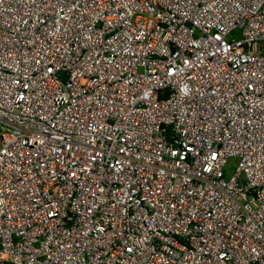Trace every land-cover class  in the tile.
<instances>
[{
  "label": "built area",
  "instance_id": "1",
  "mask_svg": "<svg viewBox=\"0 0 264 264\" xmlns=\"http://www.w3.org/2000/svg\"><path fill=\"white\" fill-rule=\"evenodd\" d=\"M0 264H264V0H0Z\"/></svg>",
  "mask_w": 264,
  "mask_h": 264
},
{
  "label": "rangeland",
  "instance_id": "2",
  "mask_svg": "<svg viewBox=\"0 0 264 264\" xmlns=\"http://www.w3.org/2000/svg\"><path fill=\"white\" fill-rule=\"evenodd\" d=\"M235 166V159L234 158H231L229 161H228V165L225 169V172H229L231 171V167H234Z\"/></svg>",
  "mask_w": 264,
  "mask_h": 264
}]
</instances>
